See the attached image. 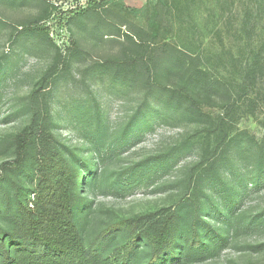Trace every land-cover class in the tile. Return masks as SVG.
Masks as SVG:
<instances>
[{
  "label": "rangeland",
  "instance_id": "374dc122",
  "mask_svg": "<svg viewBox=\"0 0 264 264\" xmlns=\"http://www.w3.org/2000/svg\"><path fill=\"white\" fill-rule=\"evenodd\" d=\"M88 1L0 0V141L28 123L27 97L58 54L26 26L39 20L38 25L49 28L67 60L74 37L58 16L63 10L84 8ZM96 1L112 7L111 0ZM120 1L141 8L148 0ZM200 1L205 8L218 5L215 0ZM197 11L196 17L176 19L171 40L201 55L202 66L228 83L232 97L238 99L236 106L217 98L206 100L208 117L200 120L169 109L143 90L114 81L100 67L106 59L122 55L127 48L122 37L99 41L91 29L76 27L82 53L70 58L67 70L59 65L54 76L52 130L63 145L89 158L87 135L100 108L105 149L97 166L104 183L113 184L136 164L167 160L149 183L133 193L118 195L111 187L91 194L94 204L85 218L86 236L119 218L197 203L204 209L202 217L224 230L228 240L213 256L183 264H264V15L251 31L243 29L241 19L216 20L204 8ZM135 117L143 121L136 128ZM134 128L141 132L108 155L111 143ZM12 158L10 149L0 148V166ZM25 185L32 188L28 179ZM233 198V213L226 223L219 213Z\"/></svg>",
  "mask_w": 264,
  "mask_h": 264
},
{
  "label": "trees",
  "instance_id": "16d2710c",
  "mask_svg": "<svg viewBox=\"0 0 264 264\" xmlns=\"http://www.w3.org/2000/svg\"><path fill=\"white\" fill-rule=\"evenodd\" d=\"M215 2L218 5L205 8V2L198 4L197 0H148L141 8H131L123 1L111 0L112 7L105 8L89 0L79 10H63L58 18L74 37L67 47V60L49 28L38 25L39 20L26 26L54 46L58 54L27 97L28 123L0 141V148L7 147L13 155L0 166V264H183L213 256L228 240L224 230L213 228L202 217L204 209L197 203L119 218L86 236L85 218L94 204L91 194L111 187L118 195L133 193L149 183L167 160L136 164L113 184L104 183L97 166V158L105 149L100 108L87 135L92 151L89 158L77 155L59 141L52 130L50 112L52 84L59 65L67 70L70 58L82 53L75 39L76 27L91 29L99 41L122 37L121 43L127 47L122 55L106 59L100 67L114 81L143 90L169 109L200 120L208 117L206 100L217 98L236 106L238 99L232 97L228 83L202 66L201 55L171 40L176 19L196 17L202 8L212 19H241L243 29L251 27V31L264 15V0ZM254 77L253 66L251 85ZM170 78L174 79L172 85L168 84ZM133 122L136 128L143 121L135 117ZM135 128L122 132L116 144L114 141L108 147V155L141 132ZM26 179L31 181V189L26 188ZM234 202L233 198L219 213L226 223Z\"/></svg>",
  "mask_w": 264,
  "mask_h": 264
}]
</instances>
